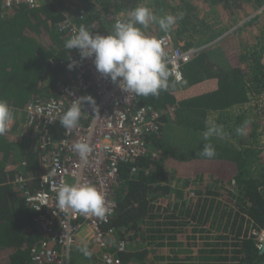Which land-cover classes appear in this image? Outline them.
I'll return each mask as SVG.
<instances>
[{"label": "trees", "instance_id": "trees-1", "mask_svg": "<svg viewBox=\"0 0 264 264\" xmlns=\"http://www.w3.org/2000/svg\"><path fill=\"white\" fill-rule=\"evenodd\" d=\"M149 1L163 15L164 11L173 15L183 13V19L171 30L186 47H199L209 41L195 35L198 16L209 7L223 9L229 2L45 0L37 7L21 4L6 9L0 0V99L21 108L31 100H46L59 91L68 71L55 61L77 52L64 46L70 35L58 30L62 19L68 17L78 27L85 25L93 34L106 35L138 5L151 7ZM252 2V7L264 4V0ZM256 17L259 16L253 18ZM153 34L155 37V31ZM220 34L215 47L200 50L185 65V84L181 89L169 79L168 88L158 97L139 96V104L159 113V129L147 134V153L120 166V181L115 190L117 207L105 227H110L117 238H125L135 246L143 244L120 253L122 264L153 263L160 254L154 252L150 261V240H164L167 236L173 240L176 234L165 236L173 227L183 228L192 222L202 226L212 217L226 218L224 227L230 221V231L235 233L232 242L218 243L219 248L214 251L218 254L213 255L217 264H264V252H259L256 235V231L264 229V164L258 163L259 151L249 145L244 147L245 141L237 146L232 142V134L204 138L207 116L241 106L250 100L251 94L264 89V43L256 42L243 50L233 43L235 38L231 34ZM243 117L238 116L233 122L235 128L240 127ZM225 120L218 118L219 123ZM222 124L228 126L227 122ZM181 126L192 135H179ZM17 128L15 124L14 129ZM45 131L58 138L63 127L59 122ZM42 133V127L30 131L19 146L6 133L0 135V264H30V248L45 237L38 231L36 213L26 205L23 192L12 182L14 172L8 168V163L25 156V173L31 179L28 189L38 188L36 176L42 171L41 157L46 152L40 141ZM206 143L215 149L212 158L199 155ZM206 175L211 186L195 183L191 186V190H196L195 196L188 202L186 186L175 187L172 182L174 176L201 182ZM232 180L237 189L234 192L229 186ZM218 187L234 196L233 209L227 205L220 207L214 201L221 194L215 190ZM204 193L209 195L203 197ZM210 195L213 198H208Z\"/></svg>", "mask_w": 264, "mask_h": 264}, {"label": "built area", "instance_id": "built-area-1", "mask_svg": "<svg viewBox=\"0 0 264 264\" xmlns=\"http://www.w3.org/2000/svg\"><path fill=\"white\" fill-rule=\"evenodd\" d=\"M2 1L6 9L21 4L37 7L45 2ZM57 28L68 32L70 37L79 29L77 23L68 17L62 19ZM155 37L162 40L171 84L181 89L185 84L184 67L200 50L197 46L186 47L170 31L159 32ZM73 61L75 67L69 69L68 65ZM55 62L68 71L59 91L46 100H31L21 108L10 105L14 119L5 132L14 142L21 144L30 131L43 128L40 141L46 152L41 157L42 171L36 176L38 188L28 189L31 179L25 173V156L8 163V168L14 172L12 182L23 192L26 205L36 213L34 219L38 231L45 235L30 248V264H122L120 253L131 250L132 243L125 238H117L105 225L117 207L115 190L120 181V166L136 161L149 151L146 136L158 131L159 113L139 104V96L122 91L118 84L104 78L97 72L93 58L82 59L78 50L76 54ZM85 96L93 97L95 105L82 102L77 128H63L58 138L45 131L46 127L60 122V116L71 102ZM15 124L17 129H14ZM80 139L87 140L93 149L86 161L81 160L72 148ZM77 181L94 184L105 194L106 203L111 208L105 220L57 205L58 186ZM229 186L236 188L234 180ZM185 193L188 197L185 202L195 196L191 187H187ZM258 233L264 234V229L256 231ZM262 239H258L259 247ZM83 248L90 255H84ZM72 251L82 255L77 262L73 260Z\"/></svg>", "mask_w": 264, "mask_h": 264}, {"label": "clouds", "instance_id": "clouds-1", "mask_svg": "<svg viewBox=\"0 0 264 264\" xmlns=\"http://www.w3.org/2000/svg\"><path fill=\"white\" fill-rule=\"evenodd\" d=\"M183 13L156 15L151 8L138 5L128 13L126 20H118L112 32L106 35L93 34L85 25H80L75 34L65 41L68 50L77 49L82 59L93 58L97 72L128 94L142 97H158L169 86V69L162 40L146 34L150 24H157L161 31L167 33ZM69 69L75 62L69 63ZM171 82V79H170ZM95 105L91 96L81 97L70 103V107L60 116V124L67 130L79 126L82 115V102ZM14 119L8 102L0 99V135L8 130ZM207 130L204 138L225 135L223 125L214 119L206 121ZM238 135H246V125L236 128ZM73 150L83 161L92 152V146L85 139L72 145ZM199 155L212 158L216 155L211 144L206 143ZM56 203L62 209H71L81 215H93L105 220L111 208L106 203L105 194L89 182L61 183L56 191ZM84 255H90L86 248Z\"/></svg>", "mask_w": 264, "mask_h": 264}, {"label": "rangeland", "instance_id": "rangeland-1", "mask_svg": "<svg viewBox=\"0 0 264 264\" xmlns=\"http://www.w3.org/2000/svg\"><path fill=\"white\" fill-rule=\"evenodd\" d=\"M227 7L221 8L218 6L209 7L205 9L203 14L199 17L200 21L210 23L209 25H203L199 20H195L196 28L198 29L195 35L201 36L203 40L208 39L204 44L199 46V50L215 47L217 40L220 38V33L231 34L235 41V45L245 50L248 47H252L256 42L260 45L264 43V6L261 7H252L253 0H228ZM151 4L152 11L158 16L163 14L158 11L157 8H152V2L149 1L148 5ZM164 11V10H163ZM165 14H170L168 11H164ZM120 15H123L122 12ZM255 16H259L253 18ZM251 20V21H250ZM146 34L152 35L155 31V35L159 32H162L157 24H150L147 29L144 30ZM172 32V30H169ZM173 33V32H172ZM220 34V35H218ZM154 35V34H153ZM218 35L214 38V36ZM233 41V40H232ZM264 62V57H262ZM245 116L240 126L246 125V135H238L236 133V128L233 126V122L238 119V116ZM261 116L262 125L256 127L258 143L264 145V89L259 93H254L250 95V100L244 103L241 106H235L231 109H227L226 112L219 114L218 112H213L207 116V121L214 119L218 124L223 125L224 133L232 134V142L238 146L241 145V141H245L244 147H246L248 142L256 140V137H252L251 132L254 130V127L250 126L251 120ZM218 118L226 119L225 121L218 122ZM242 118V119H243ZM223 122H227V127H225ZM179 135H184L190 137L192 132L187 127L179 128ZM225 136V135H224ZM231 136V135H228ZM189 138H187V141ZM186 141V142H187ZM247 142V143H246ZM250 147V146H249ZM263 152H258L259 162H261V157H264ZM257 162V161H256ZM254 164V162H253ZM209 176L206 175L201 182H198L199 179H179L174 176L172 182L174 186L187 187L196 186L195 183H205L209 186L210 181H208ZM191 181V183L188 182ZM227 183V182H225ZM229 183V182H228ZM217 192H220V195L215 196L217 199L214 200L216 203H219L220 207H226L233 209V200L234 196L227 193L226 190L218 187L215 189ZM237 190L233 189V192ZM196 190H194L195 192ZM225 192V194H223ZM209 194H202L203 197ZM187 197V196H186ZM226 197V198H225ZM188 198V197H187ZM194 198V197H193ZM208 198H213L209 196ZM191 200V199H188ZM227 222L226 218L219 219V217H212L208 219L207 224L197 225L187 224L183 228L177 226L172 228V231L166 232L165 236L168 234L174 235L177 237L173 240L169 236L164 237V240L157 238V240H150L148 243L147 249L151 251V257L154 253H159L160 257L151 264H217L213 255L218 254L214 252L219 248L218 243L222 242H232L234 238V232L230 231V221L228 222L227 228L224 227ZM221 223V224H220ZM172 227V226H167ZM180 231V232H179ZM257 238L260 240L264 237V234H256ZM174 243V244H171ZM133 243V242H132ZM142 242H139L136 246L132 244L135 249L140 247ZM221 247L225 248L221 245ZM72 257L74 262H77L81 258V253L78 251H72ZM227 264H230L227 262Z\"/></svg>", "mask_w": 264, "mask_h": 264}, {"label": "flooded vegetation", "instance_id": "flooded-vegetation-1", "mask_svg": "<svg viewBox=\"0 0 264 264\" xmlns=\"http://www.w3.org/2000/svg\"><path fill=\"white\" fill-rule=\"evenodd\" d=\"M259 125H262L261 116H258L257 118L251 120L250 126L251 127H254V130L251 132V135L250 136H252V137L255 136L256 137V140L254 139V141H250L247 144L250 147H254L259 152H263L262 149L264 150V145H262V143L256 142V141H258L256 127L259 126ZM262 161H263V164H264V157L263 156L261 157V162ZM258 162H259V160H258Z\"/></svg>", "mask_w": 264, "mask_h": 264}, {"label": "water", "instance_id": "water-1", "mask_svg": "<svg viewBox=\"0 0 264 264\" xmlns=\"http://www.w3.org/2000/svg\"><path fill=\"white\" fill-rule=\"evenodd\" d=\"M259 252H260V253H263V252H264V238H263L262 241H261V245H260V247H259Z\"/></svg>", "mask_w": 264, "mask_h": 264}, {"label": "crops", "instance_id": "crops-1", "mask_svg": "<svg viewBox=\"0 0 264 264\" xmlns=\"http://www.w3.org/2000/svg\"><path fill=\"white\" fill-rule=\"evenodd\" d=\"M179 41H182L184 44H185V42L181 39V40H179ZM193 46H195V45H193ZM14 143H16V142H14ZM16 145H20L19 143H16ZM152 253H154L153 251H152Z\"/></svg>", "mask_w": 264, "mask_h": 264}]
</instances>
